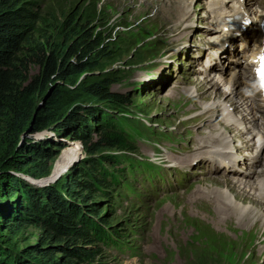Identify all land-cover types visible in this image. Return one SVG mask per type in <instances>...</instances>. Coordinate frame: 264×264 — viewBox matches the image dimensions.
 Returning a JSON list of instances; mask_svg holds the SVG:
<instances>
[{
	"label": "rangeland",
	"instance_id": "obj_1",
	"mask_svg": "<svg viewBox=\"0 0 264 264\" xmlns=\"http://www.w3.org/2000/svg\"><path fill=\"white\" fill-rule=\"evenodd\" d=\"M27 1L36 3L35 11L44 16L54 17L56 22H64L71 12L77 10L89 20L90 31L101 36L108 35L111 57L102 61L98 70L81 76L78 83L71 87L70 91L80 96L67 97L71 105H86L88 111H91L89 108L91 103L83 98L78 87L83 82L107 78L113 80L111 90L114 93L130 100V106L125 107L122 112L125 117L135 120L133 123L135 127L142 128L139 123L142 122L160 132L174 135L176 141H179L176 147L173 146L176 145L173 140H169V144H172L169 145L161 138L157 141L154 137H150L151 144L157 141L165 150L183 148L184 142H188V131L184 132L188 122L192 123V128L198 130L194 131V134L197 132L202 134L201 129L210 121L208 117L214 114L204 113L202 109L206 105H212L216 96L212 94L205 97L208 91L202 85L206 86L210 83L206 80L194 81L189 75L193 63L183 60L185 51L193 44L191 38L193 35L190 32L195 23L190 24L191 27L188 29L187 25L190 22L199 23L198 19L203 16V8L198 0L193 1L192 14L186 20L180 19L181 16L171 12L173 5L170 0H156L153 4L149 0ZM179 1L182 6L188 3L187 0ZM166 65H173L174 68L178 65L180 70L175 72ZM36 69L37 67H34V71ZM174 75H182L189 85L179 91L180 95L172 93L173 88L169 84ZM195 86L200 88L201 91H198L200 96H197ZM193 90L194 92L191 93ZM209 91L216 92V89L212 87ZM201 112L203 114L195 119V116ZM202 115L205 118L201 124L199 121ZM96 121L100 122L102 119L96 118ZM223 129L227 131L226 127ZM144 132L145 135L149 134L147 129ZM205 132L208 134L207 131ZM61 133L58 135L53 126L40 133L31 132L23 139L21 136L19 141L21 149L34 145L38 147L37 149L41 148L38 151L45 155L53 152L48 155L49 159L44 156L39 160L43 167L46 165L50 168L51 176L36 180L19 175L27 183L23 182L25 188L29 189L33 186L43 190L54 189L58 194L56 189L67 187L69 176L75 179L84 164L87 165L89 161L105 156L119 155L114 150H106L97 157H87L80 141L72 140L68 132ZM88 136L94 140L99 138L98 129L93 128ZM212 137L216 138V136ZM202 139L203 143L214 142L213 138L207 136H202ZM192 140L191 138L190 141ZM50 143L60 145V148L53 149ZM148 146L146 141H139L140 154L146 159L153 155L150 152L151 148L157 149L153 144L150 149ZM23 149V155L26 157L23 160L25 167L28 166L32 172L30 164L33 155L31 151ZM191 154L196 155L197 149L189 147L188 155L184 158L178 157L176 160L186 165ZM158 159L151 158L160 163ZM172 160L169 156L166 158L168 162ZM100 162H104L103 159ZM178 162L167 164L177 165ZM195 163L197 162L193 161L184 168L199 173ZM128 178L136 192L124 193L125 197H119V200H116L114 195L105 199L99 194L91 195L86 202L79 195L73 196L76 206L84 205L81 210L87 220L90 219L89 211L100 212L99 219L93 218L92 221L112 224L123 237L121 241L125 245L122 250L103 248L99 244L91 245L87 248L91 249L94 257L82 263L76 260L78 264H264V205L251 195V192V194L244 193L248 191L245 187H239L237 183L230 182L220 175L206 177L202 183L199 181L191 183L185 191L167 190L158 181L150 185L142 172ZM28 180L36 182L33 184ZM42 184L45 187H40ZM36 192L43 191L36 190ZM118 194L119 191H116L115 195ZM251 196L255 199H248ZM142 197H150L149 204L140 202ZM23 199L25 200V197ZM48 200L47 192H43V203L47 204ZM222 202L230 205L225 206ZM254 215H258L257 221ZM44 238L45 234L40 226L23 224L18 235L13 238L14 248L17 253L24 256L26 263L31 262L30 257L42 262L37 253L45 249ZM64 245L65 242H58L52 247L55 249ZM156 247H159L158 251ZM61 252L63 249H55L57 256H61L63 254Z\"/></svg>",
	"mask_w": 264,
	"mask_h": 264
},
{
	"label": "trees",
	"instance_id": "obj_2",
	"mask_svg": "<svg viewBox=\"0 0 264 264\" xmlns=\"http://www.w3.org/2000/svg\"><path fill=\"white\" fill-rule=\"evenodd\" d=\"M34 6L36 3L27 0H0V264H78L76 260L82 263L94 257L87 248L91 245L121 249L115 238L121 240L122 236L115 227L109 222L92 221L101 216L96 210L89 211L91 222L87 220L82 215L84 205L76 206L73 196L85 201L99 194L105 199L112 195L120 199L115 192L129 186L126 168L132 163L130 156L137 152L131 135L135 120L124 116L122 110L130 106V100L114 93L113 80L107 78L83 82L78 87L91 103V111L86 105L68 102L67 97H80L70 91L79 78L98 70L101 62L111 57L108 35L90 31L89 20L77 10L64 22H56L54 17L35 11ZM53 126L58 135L68 132L72 140L80 141L87 157H97L106 150L119 155L84 164L75 179L69 176L67 187L56 189L58 194L54 189L30 185L27 189L19 175L49 178L50 168L43 167L39 160L44 156L49 159L53 152L45 155L34 145L24 147L33 155L31 172L19 147L21 136L30 127L31 132L40 133ZM93 128L98 129L99 138L95 140L88 136ZM50 146L60 148L52 143ZM102 159L104 162H100ZM36 190L47 192V204L43 203V192ZM23 224L43 229L45 249L37 253L42 262L30 257L31 262L26 263L14 248L13 238ZM58 242H65L55 248L63 249L61 256L52 247Z\"/></svg>",
	"mask_w": 264,
	"mask_h": 264
},
{
	"label": "bare ground",
	"instance_id": "obj_3",
	"mask_svg": "<svg viewBox=\"0 0 264 264\" xmlns=\"http://www.w3.org/2000/svg\"><path fill=\"white\" fill-rule=\"evenodd\" d=\"M150 1V3L151 4H153L154 2H156V0H149ZM171 2H172V5H173V9H172V11L171 12H175L176 13V15L177 16H181V18L180 19H187L188 17H190V14H192V3H193V1H195V0H187V2L188 3H186L184 6H182L181 5V1H179V0H170ZM114 6V5H113ZM156 8V7H155ZM162 13V12H161ZM163 14V13H162ZM163 17H165V18H168L167 16H163ZM173 23V22H172ZM183 24H185L184 22H183ZM193 24V22H190L189 23V25H187V29H188V27H191V25ZM173 26H175V25H173ZM180 29V27H178V30ZM173 33H175V32H173ZM229 37V36H228ZM242 38H244V39H246V40H248V37H247V35L246 34H243L242 35ZM233 79H235V75L233 74V76H232V78L229 80V83H231V81L233 80ZM206 82H209V81H207L206 80ZM210 84H208V85H202V87L203 88H205L208 92L205 94V97H209L210 95H212V94H215V96L216 97H220L221 96V93L220 92H218L219 91V86H218V84H216V83H214V84H212V82H209ZM235 86H238V85H235ZM196 87V89H197V96H200V94H198V91L200 90V88L199 87H197V86H195ZM212 87H214L215 89H216V92H210L209 91V88H212ZM196 89H194V90H196ZM194 90L191 92V93H193L194 92ZM201 91V90H200ZM204 93V92H203ZM201 95H202V92H201ZM224 95H226V94H224V93H222V96H224ZM196 96V97H197ZM205 106V105H204ZM212 105H206L203 109H202V111L204 112V113H206V112H213L214 114L216 113V111H214V109H212ZM203 114V113H202ZM214 114H213V116H210V117H208V118H211V117H214ZM211 115V114H210ZM205 118V116H203L202 115V117L200 118V123L202 124V121H203V119ZM188 122V121H187ZM188 126H190L191 128H192V123L191 122H188ZM223 128H224V126H223ZM194 129V131H196L197 129L194 127L193 128ZM226 129H227V131H225V132H227V133H230L231 135H232V137H233V139H235V138H237V139H242L243 137H244V134H243V131L242 130H239V129H234L233 127H230V126H227L226 127ZM229 130L231 131V132H229ZM203 140V139H202ZM214 140V142L213 143H203L204 145H207V144H213V145H216V143H217V141L215 140V139H213ZM208 141V140H207ZM210 141V140H209ZM224 146H226L227 147V145H224ZM204 153H206L205 151H204ZM199 154H201V153H199L198 152V149H197V154L196 155H194V154H191L192 156H191V158L189 159V163L188 164H190L191 162V159L192 158H195L196 156H198ZM171 159H173V160H176L177 158H178V156H169ZM208 156L206 155V156H204V157H202L201 159H199V162H200V164L207 158ZM188 164H186V165H188ZM204 165H206V166H209V164L208 163H203ZM232 167H230L227 171L229 172V174H239V172L238 171H236V170H234V169H231ZM214 170V172H217V173H219V171H218V169L217 168H214L213 169ZM250 175V174H249ZM220 176H222L223 178H225V179H227V180H229L230 182H233V183H237V185L239 186V187H242V185L240 184V182L238 181V180H235V179H233L232 177H230L228 174H226L225 172H221V174H220ZM202 182H204V179L202 180ZM209 191H210V189H208ZM207 191V190H206ZM208 191V192H209ZM211 192V191H210ZM240 193V192H239ZM244 193H246V194H249L250 192H248V191H244ZM243 194V193H242ZM251 194V193H250ZM251 195H253V194H251ZM248 199H255V198H252V196L251 197H249ZM222 204L223 205H225V206H229L230 204H228V203H226V202H222ZM264 205V204H263ZM236 213V212H235ZM253 213V212H252ZM228 214V213H227ZM226 215V214H225ZM259 215V214H258ZM258 215L257 216H255L254 215V219H255V221H257L258 220ZM160 217V216H159ZM224 224V223H223ZM217 226V225H216ZM216 228V227H215ZM217 229V228H216ZM156 237V236H155ZM104 239V238H103ZM110 239V238H109ZM108 239V240H109ZM184 239H185V237H184ZM113 240V239H112ZM186 240V239H185ZM184 240V241H185ZM164 242V241H163ZM156 244V243H155ZM158 244H159V242H158ZM110 245V244H109ZM185 245V244H184ZM167 247V246H166ZM162 248V247H161ZM156 251H158L159 250V247H156ZM153 250V249H152ZM154 251V250H153ZM175 252V251H174ZM178 261H180V260H178ZM179 263V262H178Z\"/></svg>",
	"mask_w": 264,
	"mask_h": 264
},
{
	"label": "water",
	"instance_id": "obj_4",
	"mask_svg": "<svg viewBox=\"0 0 264 264\" xmlns=\"http://www.w3.org/2000/svg\"><path fill=\"white\" fill-rule=\"evenodd\" d=\"M51 90H52V88H51L50 90H48V92H47L45 98H44L43 101L40 103V105H39V107H38V110L44 106L45 102L47 101V99H48V97H49V95H50ZM31 131H32V127H30V128L27 130V132L22 136V139H23L25 136H27L29 133H31ZM81 145H82V144H81ZM28 181H29V180H28ZM29 182H31V183L34 184L36 181L32 180V181H29ZM40 187H45V186H44V184H42Z\"/></svg>",
	"mask_w": 264,
	"mask_h": 264
},
{
	"label": "clouds",
	"instance_id": "obj_5",
	"mask_svg": "<svg viewBox=\"0 0 264 264\" xmlns=\"http://www.w3.org/2000/svg\"><path fill=\"white\" fill-rule=\"evenodd\" d=\"M120 195V192H119V194H118V196ZM119 198V197H118Z\"/></svg>",
	"mask_w": 264,
	"mask_h": 264
}]
</instances>
